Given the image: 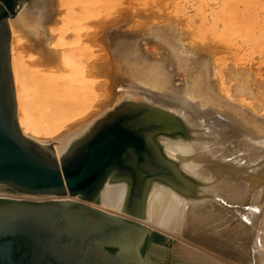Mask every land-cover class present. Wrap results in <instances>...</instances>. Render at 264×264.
<instances>
[{
    "label": "water",
    "instance_id": "95a60500",
    "mask_svg": "<svg viewBox=\"0 0 264 264\" xmlns=\"http://www.w3.org/2000/svg\"><path fill=\"white\" fill-rule=\"evenodd\" d=\"M41 1L0 0V190L54 198L0 197V264H151V229L139 218L155 224L169 193L183 206L224 204L214 189L221 187L218 172L204 166L206 151H220L216 131L203 114L116 80L106 106L73 136L44 146L26 135L18 120L9 19L17 11L32 19ZM124 164L143 166L149 176L137 212L125 208L128 181L116 173Z\"/></svg>",
    "mask_w": 264,
    "mask_h": 264
},
{
    "label": "rangeland",
    "instance_id": "374dc122",
    "mask_svg": "<svg viewBox=\"0 0 264 264\" xmlns=\"http://www.w3.org/2000/svg\"><path fill=\"white\" fill-rule=\"evenodd\" d=\"M56 6L57 11L47 23L46 49L35 45V38L26 29L17 35L19 53L26 68L43 67L47 73L55 74L54 84L67 78L82 87L88 94L87 106L91 101L97 109L104 108L110 86H116V80H130L127 74L132 63L142 65L147 61L144 67L165 65L172 71L175 83L181 84L185 74L171 60L178 50L185 58L207 64L209 76L224 99L240 104L264 121V0H62L61 7L56 0ZM11 42L12 33L10 46ZM141 88L156 91L150 86ZM67 110L60 111L59 117H68L71 113ZM229 136L231 139L226 135L218 142L233 149L232 142H239L242 135ZM246 145L239 142L237 151H231L229 174L240 180L246 195L236 198L234 193H228L223 197L224 204L214 202L218 214L212 229L208 226L206 231L193 230L199 235L193 233L191 241L208 251L212 264H264L261 232L254 220L258 206L250 191L252 165L250 159L243 158L249 154ZM74 198L79 199H67ZM144 225L153 233L167 235Z\"/></svg>",
    "mask_w": 264,
    "mask_h": 264
},
{
    "label": "bare ground",
    "instance_id": "6f19581e",
    "mask_svg": "<svg viewBox=\"0 0 264 264\" xmlns=\"http://www.w3.org/2000/svg\"><path fill=\"white\" fill-rule=\"evenodd\" d=\"M55 1L42 0L38 14H32V19L19 17V11H17L12 19L9 20L13 35V42H11L10 46L11 69L15 85L19 124L26 135L34 138L44 146L57 144L59 141L73 136L84 124L90 122L103 109H97V107L92 105L91 101L88 102L89 106H87L85 99H88L86 97L88 94L86 95L82 87H76L77 85H73L67 78H64L66 80L61 82V84H59L58 80V83L54 84L53 80L56 81L53 78L55 74L47 73V70L43 67L40 69L38 67L37 70H34L36 68L32 67L26 68L27 66L23 63L21 54L19 53L20 38L17 35L21 30L27 29L35 38L34 44H38L46 49L44 46L48 38L47 35H49L47 23L52 20L57 11L56 8H58L57 6L55 7ZM58 1L59 7H61L62 0ZM45 51L48 52L49 50ZM177 51H174V59L171 60H174L175 68L185 74V80L181 84L175 83L172 71L168 70L165 65L155 63L152 65L145 64L147 67H144L143 64L147 61L142 62V65L141 63L140 65L132 63L130 72L127 74L128 79L133 82H131L133 84L131 86L133 87L150 86L154 88L155 92H149L144 88L141 89L147 94L160 97V103L177 104L181 108L203 114V120L208 121L216 131L217 139L224 138L226 135L229 137L227 139H231L229 135L235 133L242 135L239 142L247 144L246 146L250 148L249 154L244 155L246 157L243 158L251 160L249 162L252 165L251 170L253 174L250 175L249 179L251 181L250 191H252V200L258 206L254 220L258 224L257 228L259 232H261L262 254L264 258V121L252 115V113L250 114L248 110L247 112L246 108L244 109L240 104L224 99L215 88L209 76V69L206 63L205 65L203 62V64L196 62L191 60V57L190 59L189 57L185 58V56L183 57ZM136 53L138 54L139 51ZM48 70L53 71L52 69ZM127 72H125V75ZM48 75L52 78L50 79ZM59 78L61 79V77ZM78 84L80 83L78 82ZM76 103H78L77 106ZM65 108L71 114L68 117L64 114V116L59 117L62 115L60 111ZM64 117L66 118L65 120L63 119ZM58 131L61 132L53 136V133H57ZM237 142H232L235 145L230 144L234 146L233 149L218 142L220 151H206L205 154L204 166L208 169V173L218 172V176L221 179L220 190L214 188L216 195L221 201L225 200L223 197L227 196L228 193H234L236 198L246 195L245 188L240 180L229 177V174H231L230 158L233 157L231 151H237L236 148H238L239 143ZM225 172L228 173L227 177L222 176ZM0 196L17 197L16 199L29 198L32 200L54 198V196L42 195H13V190H0ZM68 197L65 196L63 199L66 198L64 200H67ZM89 203H94L97 206L116 213L126 212L114 206L96 202ZM217 210L214 202L204 200L195 206H183L169 193V199L160 202L159 214L156 216L155 224L140 218L145 224L167 234L159 235L149 230V242H146V246L148 248H155V256H149L150 263L212 264L208 251L191 240H193L192 235L197 233H194L193 230L202 229L204 231L208 226L212 229V225L218 214Z\"/></svg>",
    "mask_w": 264,
    "mask_h": 264
},
{
    "label": "flooded vegetation",
    "instance_id": "af4514ba",
    "mask_svg": "<svg viewBox=\"0 0 264 264\" xmlns=\"http://www.w3.org/2000/svg\"><path fill=\"white\" fill-rule=\"evenodd\" d=\"M88 147L86 146V150ZM143 166H131L124 164L121 170L116 172L118 177H123L128 181V190L125 197V208L131 212H137V206L143 200V190L149 179L148 174L145 172ZM123 223H128L127 221ZM66 240V239H65ZM68 240V239H67ZM109 250H115V248H109ZM93 264V262L91 261ZM126 264V263H124Z\"/></svg>",
    "mask_w": 264,
    "mask_h": 264
}]
</instances>
